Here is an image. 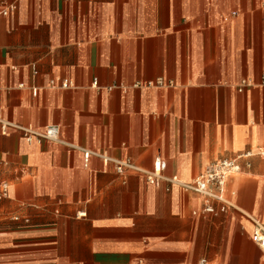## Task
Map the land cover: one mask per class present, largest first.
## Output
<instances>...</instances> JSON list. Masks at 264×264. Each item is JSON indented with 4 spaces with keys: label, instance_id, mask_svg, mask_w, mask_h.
Returning <instances> with one entry per match:
<instances>
[{
    "label": "crops",
    "instance_id": "obj_1",
    "mask_svg": "<svg viewBox=\"0 0 264 264\" xmlns=\"http://www.w3.org/2000/svg\"><path fill=\"white\" fill-rule=\"evenodd\" d=\"M260 148L264 0H0V264H264V157L168 181Z\"/></svg>",
    "mask_w": 264,
    "mask_h": 264
},
{
    "label": "built area",
    "instance_id": "obj_2",
    "mask_svg": "<svg viewBox=\"0 0 264 264\" xmlns=\"http://www.w3.org/2000/svg\"><path fill=\"white\" fill-rule=\"evenodd\" d=\"M7 13V11H5ZM70 82L65 80L62 83L63 87H68ZM24 136L28 142L41 141L43 139L59 140L60 130L56 126L46 128L44 131H37L31 127L22 128ZM89 154H86L88 157ZM255 155L264 157V148H260L258 151H246L238 154L233 158H220L212 162L204 171H202L197 177L190 182H181L177 177L168 179L170 183H176L187 190L194 191L203 197V212H215L216 206L214 202L220 203V209L226 210L228 207H232L233 204L227 197V184L229 180L242 173V160H246L250 165L249 160ZM106 162H109V158L104 157ZM166 163L163 160H157L155 162L154 170L147 172V180L154 185H159L162 180H165L162 171L165 169ZM124 167L134 168L129 162H118L117 168L119 171ZM0 196H6L8 193V185H3L0 191ZM252 241L260 246L264 250V226L260 223H256V227L251 235ZM200 264H207L206 260H202Z\"/></svg>",
    "mask_w": 264,
    "mask_h": 264
}]
</instances>
